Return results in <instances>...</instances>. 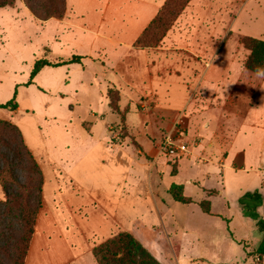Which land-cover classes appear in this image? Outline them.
Segmentation results:
<instances>
[{"label":"crops","instance_id":"0c3cea01","mask_svg":"<svg viewBox=\"0 0 264 264\" xmlns=\"http://www.w3.org/2000/svg\"><path fill=\"white\" fill-rule=\"evenodd\" d=\"M164 1L66 0L61 19L41 21L55 23L58 48L50 46L48 55L41 54L40 58L57 61L75 54L86 57L81 63L44 66L37 76L51 69H67L64 87L74 85V92L81 93L74 104L83 110L62 114L55 108L49 110L50 104H42L46 111L30 109L27 114L33 118L29 123L19 121L23 142L43 175L42 205L24 264H98L93 248L122 231L131 232L152 254L151 248L160 252L158 241L151 245L156 240V226L166 225L159 212L166 202L160 193L163 178L153 179L146 155H151L179 113L187 111L192 102L193 114L184 117L189 119L187 132H192L198 142L192 145L193 151L187 145L186 155L215 156L208 161L223 172V167L237 170L238 160L233 155L241 153L242 162L249 163L253 172H264V117L257 112L264 85L257 83L260 79L263 82L258 74L245 67L249 51L229 52L227 36L231 30L221 29L226 25V12L217 22L211 0H190L159 45L135 46ZM227 15L229 27L237 18ZM204 25L206 30L201 29ZM209 27L224 33L217 49L208 43ZM64 47L67 51H62ZM75 73H79L76 81ZM109 87L119 90V109L125 112L124 124L133 145L111 140L109 127L121 126L122 122L121 115L109 105ZM60 90L58 85L53 92L57 99L66 96ZM245 95L250 100L234 131L225 116L237 111L233 107L242 105ZM18 107L10 113L13 115ZM35 117L60 121L64 131L43 132ZM210 117L216 119L218 127L201 136ZM188 135H184L185 141ZM237 143L241 145L233 153ZM206 146L208 149L201 152ZM212 147L215 154H211ZM225 153L227 159L219 158ZM216 159L219 161L215 163ZM188 183L196 181L189 179ZM253 189H259L264 197V180L257 187L241 190L237 201ZM215 193L222 194V190ZM137 199L148 201L157 211V223L152 211L155 218L147 215L136 227ZM258 212L264 217V201ZM139 229L150 237H144ZM184 234L177 249L181 258L187 254L182 253Z\"/></svg>","mask_w":264,"mask_h":264},{"label":"rangeland","instance_id":"374dc122","mask_svg":"<svg viewBox=\"0 0 264 264\" xmlns=\"http://www.w3.org/2000/svg\"><path fill=\"white\" fill-rule=\"evenodd\" d=\"M28 1L41 17H45L47 12L61 8L60 5L63 0H14L12 6L0 8V104L12 99L14 91H16L15 100L19 105L13 115L10 111L0 107V119L14 121L18 128L19 121L29 123L31 118H33L27 114L28 110L30 113V109H34L37 113L39 111L42 113L41 109L46 111L41 106L42 104H50L49 110L55 108L57 113L62 114L70 111L79 114L80 110H83L82 107L78 108L74 104L76 98H81V93L74 92V85L64 87L66 84L64 81L66 76L64 75L67 69L58 68L59 71L55 72L53 69L45 71L41 76H36L33 80L34 84L26 85L34 60L38 57L40 58L41 54L48 55L50 46L58 48V43L54 40L55 23L43 24L41 22L43 20L33 14L32 16L30 14L31 11L28 9ZM211 4L213 5L214 18L217 19V22L221 20L220 16L226 12V25H223L224 27H221V29L231 30L228 36L225 34L228 40L227 47L229 52L241 51V53H244L248 51L241 43V37L244 35L257 36V38L264 40V0H211ZM227 14L230 15L231 19L237 18V21L231 22L229 27ZM177 18L166 31L174 25ZM201 29L206 30L205 25ZM216 29H220L219 24ZM212 31V27L207 28V40L211 49H217L223 40L224 33ZM62 49V51H67L66 47ZM256 76L257 78H262L263 81L261 82L260 79L257 83H263L264 85V77H260L261 75ZM73 78H75V81L78 80L79 73H75ZM57 84L61 89L60 91H65L63 93H66V96L59 97L60 99L55 98L53 94L58 86ZM249 100V96L245 95L243 104L233 107L237 111L225 116L234 131L239 126V116L244 114ZM68 105H72V108ZM190 108L187 111L180 112L182 116L192 115L193 112ZM257 112L258 115L264 117V95L257 106ZM179 115L177 118H179ZM203 117V114L202 118L200 115H196L198 121L200 118L203 119ZM35 118L39 120L40 129L43 132L58 133L59 131H64V125L60 121L45 120L41 117ZM177 118L171 126L177 122ZM183 119L182 125L185 127V134H189L186 136V143L190 151H193L192 145L195 146L198 139H194L196 137L192 135V132H187L189 119H185V117ZM208 122V127L200 133L201 136L210 135L211 132L217 129L218 123L216 119L210 117ZM119 126L113 125L109 127L108 131L114 130L116 134L113 137V133L109 132L111 140L121 144L128 142L133 145V137L129 134L125 124L124 126ZM122 126L126 136L121 140L119 134ZM240 145L241 143H237L233 147V153L239 149ZM205 148L208 149L206 146L201 148L200 151L205 152ZM211 150L213 151L211 154L216 153L215 148L212 147ZM3 151L6 150L3 149ZM205 154L202 156L198 155V157L193 156L192 153L181 158L170 157L160 153L157 144L151 155H146L148 163H151L153 179L163 178L160 193L166 199L165 206L162 210H159L166 225L165 228L163 225L156 226L154 234L156 240L151 245L154 247L156 241H158L157 245L160 247V252L151 248V251L155 253L153 255L162 264H264L263 255L256 251L263 239V233L260 232L254 219L242 217L240 213L241 206L236 199L241 190L257 187L264 180V172H253L249 163L242 162L241 153L233 155L238 160L235 164L237 167L236 171L223 167V172H220L217 169L218 166L210 160H214L215 156H207ZM208 158H210L209 161ZM219 158L227 159L228 154L225 153ZM204 159L208 162L203 161ZM217 161L219 160L216 159L215 163ZM146 167L149 168L148 166ZM147 173L146 171L145 179H147ZM259 176L260 179L257 181ZM189 179H193V182L195 183L196 181V183H188ZM171 183L184 184L185 194L190 196L193 202L184 204L175 201L169 193H166V188ZM215 190H222V194L215 193ZM208 191H211V194ZM2 199L3 190L0 185V201ZM203 199H208L211 202V214L204 213L199 207L198 202ZM137 201L136 227H138L140 221L147 219V215L155 218L152 211L156 213L154 222L157 223V218L160 220V215L157 214L153 207L151 208L148 201L139 199ZM139 230L147 239L150 237L141 229ZM183 232L187 234L183 236L185 242L181 244L184 248L182 253L187 252L188 255L184 254L186 256L181 258L180 255H177V249Z\"/></svg>","mask_w":264,"mask_h":264},{"label":"trees","instance_id":"16d2710c","mask_svg":"<svg viewBox=\"0 0 264 264\" xmlns=\"http://www.w3.org/2000/svg\"><path fill=\"white\" fill-rule=\"evenodd\" d=\"M189 1L165 0L157 14L137 37L134 45L157 46L163 39L166 29ZM13 3L14 0H0V7L12 6ZM27 5L31 13L41 20L51 17L61 19L65 14V0L62 1L61 8L47 12L45 17H41L29 1ZM241 43L249 51L245 67L255 74L264 76V40L244 35L241 37ZM85 57L75 54L57 61L37 58L33 62L26 85L33 83V79L44 66L81 63ZM107 96L110 107L121 115L124 126L125 112L119 109V90L109 87ZM15 97L16 91L12 99L1 103L0 107L8 111L15 110L18 107ZM123 126L119 134L121 140L126 136ZM0 185L3 190V199L0 201V264H24L34 233L37 213L42 205L43 175L38 162L25 146L17 125L11 120L4 119H0ZM168 193L180 203L193 202V199L185 194L184 185L181 183H171ZM263 201L264 197L259 189L247 190L238 198L242 215L254 219L263 233V239L256 251L264 256V217L258 212V207ZM198 205L204 213L211 214L208 199L201 200ZM93 255L98 264H162L128 231L119 232L96 245L93 248Z\"/></svg>","mask_w":264,"mask_h":264},{"label":"built area","instance_id":"2783aa9c","mask_svg":"<svg viewBox=\"0 0 264 264\" xmlns=\"http://www.w3.org/2000/svg\"><path fill=\"white\" fill-rule=\"evenodd\" d=\"M182 113H180L177 122L173 124L163 135L158 144V151L166 156L180 157L188 153V146L185 139V127ZM113 137L116 136L114 130H110Z\"/></svg>","mask_w":264,"mask_h":264}]
</instances>
